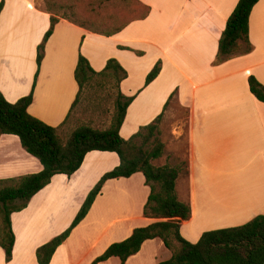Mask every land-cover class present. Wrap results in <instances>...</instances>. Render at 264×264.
<instances>
[{
    "label": "crops",
    "instance_id": "1",
    "mask_svg": "<svg viewBox=\"0 0 264 264\" xmlns=\"http://www.w3.org/2000/svg\"><path fill=\"white\" fill-rule=\"evenodd\" d=\"M139 1L149 7L147 16L111 35L59 18L37 67V45L49 27L50 13L43 0H3L0 92L15 102L30 92L37 72L27 111L56 126L78 91L74 69L79 52L94 70L115 58L126 70L120 90L133 95L119 129L127 139L166 110L175 90L171 99L187 111L186 162L175 180V192L190 206L179 233L194 243L203 231L239 225L264 213V103L251 94L247 83L253 75L264 86V0L250 11L251 51L217 64L218 38L238 0ZM157 60L160 71L145 85ZM118 164L114 151L91 150L70 176L54 174L23 209L11 214L12 258L5 261L0 247V264H38L36 248L67 228L88 191ZM41 168L17 135H0V179ZM148 193L141 172L106 180L49 264H90L110 243L156 221L142 213ZM170 255L160 238H151L124 264H156ZM97 264H119V259L110 257Z\"/></svg>",
    "mask_w": 264,
    "mask_h": 264
},
{
    "label": "trees",
    "instance_id": "2",
    "mask_svg": "<svg viewBox=\"0 0 264 264\" xmlns=\"http://www.w3.org/2000/svg\"><path fill=\"white\" fill-rule=\"evenodd\" d=\"M104 1H119L122 7L107 16H99L94 6H100ZM257 1L236 2L218 38L215 64L251 51L249 15ZM43 3V8L50 13V24L37 45V67L43 58L45 43L59 18L92 32L111 35L128 23L145 18L149 12V7L139 0H43ZM2 6L3 0H0V10ZM86 13H93L96 17L88 18ZM136 53L141 54L140 51ZM160 68L161 62L157 60L146 74L145 85L156 77ZM36 77L37 72L30 92L15 102L7 101L0 92V135H17L21 146L42 165L38 172L0 179V247L5 261L12 258L15 239L11 214L23 209L30 198L50 182L54 174L70 176L79 168L88 151L101 150L114 151L118 155L119 164L100 176L67 228L36 248L38 264H49L55 249L84 218L106 180L129 177L135 172L143 174L145 184L149 187L142 213L157 220L135 227L128 237L110 243L90 264H97L110 257H117L119 264H124L129 256L138 252L146 239L151 238H160L171 252L168 259L156 264H264V213L239 225L203 231L194 243L180 235V222L190 216L189 204L180 201L175 192V180L180 169L169 164H153V160L161 156L164 148L158 137L162 112L149 123L139 126L127 139L120 136L119 129L133 95H125L120 90V82L126 77V70L118 60L109 58L102 69L94 70L87 58L79 52L74 69L78 91L68 114L56 126L44 123L27 111L32 101ZM96 78L99 83L109 82L116 88L108 125L96 128L80 124L68 131L66 124L81 91L86 85L96 83ZM247 83L251 94L264 103V86L253 75L248 76ZM175 93L174 90L170 94L164 108Z\"/></svg>",
    "mask_w": 264,
    "mask_h": 264
},
{
    "label": "rangeland",
    "instance_id": "3",
    "mask_svg": "<svg viewBox=\"0 0 264 264\" xmlns=\"http://www.w3.org/2000/svg\"><path fill=\"white\" fill-rule=\"evenodd\" d=\"M83 3L86 4V2ZM94 7L99 12V16H107L113 11L120 10L122 6L119 1L115 3L104 1L102 5ZM85 15L91 19L96 17L93 13ZM115 93L116 88L112 83H99L98 78H96V83L92 82L86 85L72 109L66 124L67 130L69 131L80 124H88L96 128L106 127L113 111ZM165 109L158 124V137L163 142L164 148L161 156L153 160V164L157 166L169 164L184 169L187 152L184 120L187 111L176 101V98H172Z\"/></svg>",
    "mask_w": 264,
    "mask_h": 264
}]
</instances>
